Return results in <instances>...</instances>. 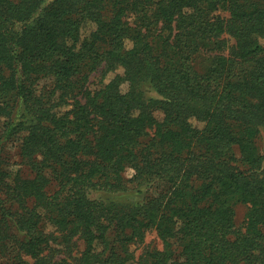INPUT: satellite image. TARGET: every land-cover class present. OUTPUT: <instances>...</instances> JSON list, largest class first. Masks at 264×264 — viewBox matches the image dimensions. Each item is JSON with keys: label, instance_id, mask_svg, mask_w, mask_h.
Listing matches in <instances>:
<instances>
[{"label": "trees", "instance_id": "1", "mask_svg": "<svg viewBox=\"0 0 264 264\" xmlns=\"http://www.w3.org/2000/svg\"><path fill=\"white\" fill-rule=\"evenodd\" d=\"M262 39L264 0H0V264H264Z\"/></svg>", "mask_w": 264, "mask_h": 264}, {"label": "rangeland", "instance_id": "2", "mask_svg": "<svg viewBox=\"0 0 264 264\" xmlns=\"http://www.w3.org/2000/svg\"><path fill=\"white\" fill-rule=\"evenodd\" d=\"M262 43L264 44V39L261 40ZM231 43H233V40L231 39ZM197 66L200 68L201 64L203 62V58L201 55L197 57L196 60ZM102 70L101 68L95 72L92 73L90 81L88 83V87L91 90L98 89L101 86V73ZM124 70L122 68L117 69L116 72L110 73L106 81H108L110 78H112L116 73H123ZM46 90L47 88H50L51 84H49L48 79H42L39 81V88L45 87ZM149 93L150 94H155V92L149 88ZM158 117H162V112H157ZM2 120H0V125H1ZM259 145L261 148V151L264 154V133L262 137L259 140ZM0 158L1 161L3 162V166L5 168H9L13 173L20 172L23 173L26 176H30L32 174V169L28 163H26L22 156L20 155V149H19V141L18 139L11 140L5 142V145L3 146L2 150L0 151ZM258 174L264 179V161L262 164L261 169H259ZM134 175V170L132 168H128L125 176L127 179H131ZM132 186H136L135 182L131 183ZM54 187V186H53ZM248 210V206L245 204H239L236 206V224L237 226H243L245 223V218H246V212ZM75 239H73L72 242H74ZM71 242V244H72ZM71 244L67 247H64L62 249V252L59 253V256H66L69 258L70 261H75L73 257H77L81 255V251L84 249V244L82 240H76V243L72 244L73 246L71 247ZM70 247V249H69ZM162 248L163 243L158 237L157 233L155 230L147 233V236L144 240V242L139 243V244H134L131 248L134 251L136 257L138 258L146 249L150 248ZM71 250V251H69ZM27 259V258H26ZM29 264L33 262L32 259L28 258Z\"/></svg>", "mask_w": 264, "mask_h": 264}]
</instances>
